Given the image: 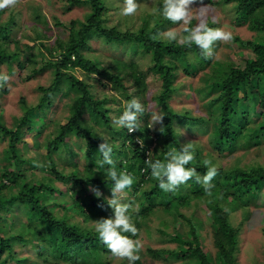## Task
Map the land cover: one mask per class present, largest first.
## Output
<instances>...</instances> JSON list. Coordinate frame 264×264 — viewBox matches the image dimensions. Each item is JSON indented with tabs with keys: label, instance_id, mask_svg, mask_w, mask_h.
Wrapping results in <instances>:
<instances>
[{
	"label": "trees",
	"instance_id": "trees-1",
	"mask_svg": "<svg viewBox=\"0 0 264 264\" xmlns=\"http://www.w3.org/2000/svg\"><path fill=\"white\" fill-rule=\"evenodd\" d=\"M66 1L67 10L78 5H87L89 10L82 19L70 20L65 26L67 38H56L53 47L47 48L52 58L42 60L37 68L36 55L32 51L25 53L24 61L19 59L18 45L13 50L4 46L6 40L11 37L15 16L11 13L2 19L4 10H0V62L16 61L19 68H24L27 63L33 64L31 73L41 72L42 67L48 65L52 72L50 83L47 86H38L41 94L35 104L27 103L24 97L19 98L21 114L14 118V124L8 126L0 112V139L6 141L2 148L4 153L1 155L4 163L0 170V221L9 220L1 212H11L15 207L12 225L16 229L20 228L12 233L0 230V260L5 259L2 255L6 250L8 258L13 259L15 264H20L22 260L27 261L26 257H19L11 250L17 242L26 240L31 242L43 263L56 258L69 264H105L103 254L108 249L95 232V221L113 217V209L107 204L109 198L103 192L112 195L111 188L114 185L111 180L105 179L108 166L101 168L98 165L102 158L98 146L104 142L98 126L103 125L110 135L109 139L105 140L113 148L112 158L116 169L127 171L134 177L133 185L125 190L130 195L128 203H137L135 209L129 210L135 226H140V218L156 209H161L168 215L161 219L162 225L173 223L176 226L169 236V240L176 242L173 250L149 246L146 250L152 256L165 254L167 258L174 257L181 264H236L239 228L230 222L227 207L233 208L237 201L245 206L257 197L264 187V166L227 167L215 161L218 175L212 181L214 187L210 193L205 192L194 178L180 185L177 191L166 192L159 188L158 181L151 176V169L145 163L148 159L145 149L152 143L153 147L149 152L151 159L166 162V154L169 151H179L182 145L189 143L179 138L181 130L178 127L183 124L188 127L200 125L207 120L212 121L208 136L213 150L218 155L230 152L236 146L253 145L252 142L259 144L264 140V0L216 1L221 5L232 3L237 19L246 23L248 29L254 33L251 39H240L238 36L235 38L251 52V55L243 59L242 66L225 60L204 59L200 55V49L194 44L188 47L167 40H152L151 37L160 33L166 23H171L162 15V18H155L153 24H149L148 16L142 18L140 25L131 29L128 16L109 23L106 0ZM162 6L159 3L158 8L162 10ZM34 14L36 19L41 17V21L46 22L39 10H34ZM56 22L59 23L58 20ZM207 24L215 28L212 21L208 20ZM96 39L120 44L134 53H148L150 70L157 73L161 79L154 100L159 107V113L164 115L163 123H158V127L151 133L146 121L141 124L138 122L139 129L132 133L126 128L114 125L110 113L117 110V118L125 106L116 105L115 109H112L105 103L117 101L119 104L121 99L117 94L124 96L127 102L137 98L145 103L143 97L146 75L136 68L132 61L124 62L111 58L95 62L86 52L91 49L90 41ZM13 42L18 43L17 40ZM26 48L31 49L32 46L26 45ZM189 52L194 54L193 60L189 59ZM176 61L182 65L184 74H191L198 67L209 68V74L204 78L208 90H202L204 94L211 95L208 117L192 115L188 110L176 111L171 107L170 96L177 90ZM76 68L81 71L83 77L75 75ZM91 74L95 77H91ZM93 78L98 82H101V78L108 79L117 94L97 96L88 81ZM212 86L216 91L210 94ZM2 91H7V87ZM59 93L63 96L72 94L73 102L69 104L70 113L66 121L61 123L57 119L53 120V129L44 134L43 142H32L30 139L32 146L44 149L42 153H38V156L24 155L20 143L27 142L29 137L24 136L26 130L21 128L20 124L28 120V117L32 118L33 124L27 127V130H35L33 134L40 135L46 127L45 116L54 103L53 96ZM85 119L88 122H85ZM184 127L183 129L186 128ZM68 138L78 148L68 146ZM81 139H86L85 145H80ZM192 145L195 159L186 167L195 168L197 173L203 176L207 170L204 161L213 162L214 159L209 152L204 154L199 146ZM62 152H66L65 156L69 154L71 167L68 169L53 157L54 153L60 155ZM81 156L84 163L79 170L76 159ZM25 165L38 168L40 175L37 177L35 172H32L28 175L35 177L26 178ZM56 181L69 183V194L54 185ZM89 186L102 189V195L97 198L93 190L89 191ZM8 187L10 190L5 192ZM14 187L16 189L11 191ZM55 191L59 196H63V203L55 201ZM199 202H202L206 209L203 210L204 223L210 227L215 248L214 256L202 247L200 230L203 223L191 214L180 212V207L192 208L199 206ZM52 205L62 207L61 216L54 213ZM75 215H78L80 220L73 221L72 217ZM21 216L27 220L22 222ZM27 231H34L36 237H30ZM123 235L131 236L130 233ZM32 264L40 263L37 260ZM135 264H142L141 257Z\"/></svg>",
	"mask_w": 264,
	"mask_h": 264
},
{
	"label": "rangeland",
	"instance_id": "rangeland-1",
	"mask_svg": "<svg viewBox=\"0 0 264 264\" xmlns=\"http://www.w3.org/2000/svg\"><path fill=\"white\" fill-rule=\"evenodd\" d=\"M216 1L218 0H203V4L209 6L206 22L210 20L214 24L215 28H224L225 30L230 31L233 34V40L231 43H222L219 41L216 42L213 45L215 52L213 59L220 61L225 60L230 63L242 66L243 59L251 55V52L249 49H246L240 45L238 40L235 38L238 36L240 39H251L253 38L254 33L248 29L246 23H243L241 20L237 19L232 3L221 5L220 2ZM66 3V0H19V3L14 8L4 9L2 19H5L11 13H14L15 16V23L13 24L10 32L11 37L9 40H6L7 42L4 44V46L8 50H13L17 48L18 45L20 51L19 59L21 60L25 59L26 52L32 51L36 55V68L42 63V60L52 58V56L48 53L47 48L53 47V41L56 38L66 39L67 30L65 29V26L69 24L70 20L72 19H82L85 12L89 10L87 5L73 6L71 9L67 10L65 7ZM136 3L139 4L137 13L134 16H128V21L131 23L129 27L131 29L137 28L141 23L140 20L147 16L149 19V24H153L155 18H162L160 17V15H162V10L158 8V5L159 3L163 5V0H136ZM106 4L108 9L107 17L109 18L110 24L124 17L120 14L124 0H106ZM199 7H201L200 0H196V2L191 5L194 14L198 13ZM34 10H39V12H41L45 17L46 22H42V19H40L41 17L36 19ZM151 14L153 16H150ZM55 19L59 21L58 24H56L57 22ZM213 20H215V22H213ZM198 23L199 19L194 18L191 21V27H195ZM184 27L185 26L182 23H166L161 32H166L171 29L182 33ZM13 40H17L18 43L16 44L13 42ZM26 45H30L32 48H26ZM90 47L91 49L88 50L86 54L95 62H100L101 59L110 60L111 58H116L119 60L121 59L124 62L132 61L136 64V68L145 73L146 89L143 98H145L146 102L142 103V101L138 99V101L145 108V112L139 116L138 122L141 124L146 121V124H148L150 128L149 133H151L156 127H158V123L151 127L150 119L153 112L159 113V107L154 100V96L159 90L161 79L157 73H154V71L150 70V57L148 56V53L144 51H138L134 53L130 49L124 48L120 44H112L101 39L90 41ZM188 56L189 59H194L193 53L189 52ZM176 62L178 63L176 67L177 76L175 81L177 90L170 96L169 101L171 107L176 111L188 110L192 115H204L205 117H208V108L210 107L209 99L211 95L204 94L202 90H208L204 78H206L209 74V68L198 67L192 71L191 74H184V72L181 70L182 65L178 61ZM26 65L24 68H19L16 61L0 62V74H7L10 77V80L4 84L3 87H0V112L2 119L8 126L14 124V118L21 114L19 98L24 97L27 103L35 104L41 94L38 86H47L52 78L50 66L44 65L41 69V72L31 73V67L33 64L27 63ZM74 73L78 77H83V74L78 68L74 70ZM27 76L29 77L27 78ZM91 77H95L94 74H91ZM93 79H89L88 81L91 83V88L97 96H102L104 94H117L116 91L111 88V84L108 79L101 78V82L103 84L98 82L96 78ZM260 85L262 86V82H260ZM6 87L7 91H2V89ZM211 89L212 90L210 91V94L211 92L216 91L214 86H212ZM71 95L72 94L69 93L68 95L63 96L59 93L58 95L53 96L54 103L47 111L45 116L47 124L40 135H34L33 133L35 130L32 132L31 130H27V127L33 124L32 118L28 117V120H25L22 122V124H20L21 128L26 130L24 136L29 137L26 140L27 142L20 143V148L24 155L38 156V153H42L44 151V149L39 146H32L30 142L31 140L32 142H43L45 137L44 134L53 129V120L57 119L61 123L66 121V118L70 113L69 104L73 102ZM117 97L121 99L119 104L117 101H109L105 104L111 106L112 109H115L116 105H120L122 107L125 106L127 100L124 98V96L117 94ZM254 105L258 107V105ZM34 112L37 113L36 110H34ZM110 114L112 120L118 115L117 110H114V112L112 111ZM86 121L88 122L87 119H85V122ZM211 122L212 121L207 120L206 122H201L200 125L195 124L194 126L192 125L190 127H188L186 124L180 125L181 127H178V129L181 130L179 138L199 146L204 154L209 152L214 159L212 162L213 164H215L216 161L227 167L233 165H239L241 167L247 168H251L253 165L264 166V140H262L259 144H254L255 142H252L253 145L249 144L248 146H236L230 152L226 151L218 155L213 150L212 143L209 141L208 134L212 129ZM98 127L102 131V139L108 140L110 135L105 126L100 125ZM183 127L185 129H183ZM68 141V146L71 145L73 148H78L70 138H68ZM85 143L86 139H81L80 145H85ZM5 144L6 141L0 139V170L2 169L1 165L4 163L1 155L4 153L2 148ZM65 153L66 152H62L60 155L54 153L53 157L57 159V161H60V164H64L68 169V167H71L69 164L70 158L69 154H66L67 156H65ZM76 160L78 161V169L81 170L83 167L84 158L81 156V158L77 157ZM25 167H27L26 178L32 179L35 177L34 175H28L32 172H35L37 177L40 175L38 168H29L27 165H25ZM54 183V185H56L59 189L63 190L66 194H69L67 190L69 183L58 181ZM263 188L257 197H255L253 201L246 203L245 206L241 205L240 202L237 201L233 208L227 207L230 222L239 228V244L236 249L235 258L236 264H264ZM14 189H16V187H14L11 191ZM88 189L89 191H92L97 189V187L95 188L94 186H89ZM7 190H10V187L6 188L5 192H7ZM98 190L100 192L102 191V189ZM103 194L108 196L109 199L112 198V195H108L105 192H103ZM53 198H55V201L63 203V196H59L57 191L54 192ZM117 198L121 203L132 205L130 211L135 209L137 205V203L134 201L128 203V198H130V195L126 190L117 193ZM52 207L56 215H62L63 209L60 205H52ZM13 209L14 210H11V212H1L6 216V218L9 219H6L7 221L5 222L0 221V230L3 232L7 231L8 233H12L15 230H20V228L16 229L13 227V221L15 219L13 218L15 216L13 213H15L16 208L13 207ZM203 210L206 209L202 202H199V206H192V208L190 206L180 207L181 213L191 214L192 217L199 219V222L203 223L200 230L202 247L204 250L214 256L215 248L212 244V235L210 227L206 222L204 223L205 215ZM70 211L72 210L70 209ZM167 216L168 215L166 212L161 209L154 210L153 213L148 214L144 218H140L141 225L137 227L139 230L138 235L135 237L129 236L133 240L138 239L143 242V248L139 253L142 264H181L180 261L174 257L167 258L165 254L163 256H152L146 250L148 246L152 248L169 250H173L175 248L176 242L169 240V236L173 233V228L176 226H174L173 223H170L168 226H164L160 223L161 219L166 218ZM72 218H74L73 221L80 220L78 215H75ZM20 219L22 222L27 220L24 216H21ZM24 230L26 231V228H24ZM26 233H28L30 237H36V233L34 231H27ZM19 242L20 243L17 242V244L13 245L11 250H13L14 253H17L15 255L19 257H26L27 261L22 260L20 264H32L33 261L37 262V260L40 264H69L66 262L64 263L56 258L51 260L49 259L43 263L41 259H39V254L31 245V242H26V240ZM2 256H4L5 259L3 258L0 260V264H15L12 262L13 259L8 258V253L6 250ZM103 259L105 260V264H122L123 262H127L126 259L118 260L109 251H106V253L103 254ZM78 264L80 263L78 262Z\"/></svg>",
	"mask_w": 264,
	"mask_h": 264
},
{
	"label": "clouds",
	"instance_id": "clouds-1",
	"mask_svg": "<svg viewBox=\"0 0 264 264\" xmlns=\"http://www.w3.org/2000/svg\"><path fill=\"white\" fill-rule=\"evenodd\" d=\"M196 0H163L162 15L165 19L173 24L182 23L185 27L183 32L168 30L153 35L154 41L167 40L168 42H177L181 45L191 47L193 44L200 49V55L204 59H213L215 56L213 45L216 42L231 43L233 34L224 28L209 27L206 22L209 6L203 4L200 0L201 7L198 13L194 14L191 5ZM19 3V0H0V10L6 8H14ZM139 9V4L136 0H124L123 7L120 10L122 16H134ZM194 18L199 19V23L195 27H189ZM215 22V20H213ZM10 80L7 74H0V87H3ZM145 112V108L136 98L129 100L122 114L113 119L114 125L120 128H126L129 133L139 129V116ZM164 115L153 112L151 114V127L156 123H163ZM103 143L99 144L98 152L101 154V159L98 165L106 169V180H111L113 187L111 188L112 198L107 199L108 206L113 209V217L102 218L95 221V232L98 234L100 241L106 245L108 251L118 260H127L129 264H135L140 259V251L143 248L141 240H133L123 233H130L132 237L138 235V229L132 221L129 210L132 205L121 203L117 198V193L130 188L134 183V177L127 171H118L114 165L112 158L113 148L103 139ZM141 145V141L139 140ZM153 144L147 145L148 159L145 163L151 169V176L158 181L159 188L166 192H175L180 185L186 184L189 180L195 179L200 183L205 192L210 193L214 187L212 181L218 175V168L211 160H205L204 166L206 172L203 176L199 175L195 168L186 167L194 159L192 151L193 145L191 142L182 145L179 151L172 149L166 154V162L157 159H151L150 151ZM94 194L99 198L102 193L98 189H94Z\"/></svg>",
	"mask_w": 264,
	"mask_h": 264
},
{
	"label": "built area",
	"instance_id": "built-area-1",
	"mask_svg": "<svg viewBox=\"0 0 264 264\" xmlns=\"http://www.w3.org/2000/svg\"><path fill=\"white\" fill-rule=\"evenodd\" d=\"M139 141V140H138ZM146 154H148V149L146 150ZM147 159V158H146Z\"/></svg>",
	"mask_w": 264,
	"mask_h": 264
}]
</instances>
